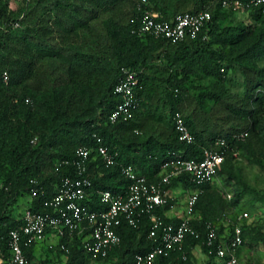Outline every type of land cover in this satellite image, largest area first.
I'll return each instance as SVG.
<instances>
[{
	"label": "trees",
	"instance_id": "1",
	"mask_svg": "<svg viewBox=\"0 0 264 264\" xmlns=\"http://www.w3.org/2000/svg\"><path fill=\"white\" fill-rule=\"evenodd\" d=\"M224 1L236 0H0V258L9 259V232L22 224L24 210L52 212L45 202L66 177L89 178L93 193L86 204L101 209L98 191L128 189L124 166L158 181L165 162L201 160L209 148L225 153L216 176L236 180L235 198L226 199L214 181L197 186L190 175L173 177L165 189L180 185L187 196L200 190L190 221L198 236L188 233L181 248L153 264H200L197 249L206 256L204 264H216L219 241L208 243L210 222L220 236L241 225V258L248 245L264 247V222L248 223L241 218L247 211L231 216L245 193L240 184L250 190L235 172L236 159L243 156L264 170V6L244 8L249 22L235 23L238 10ZM144 9L157 12L160 20L200 11H210L212 18L196 37L172 43L138 31ZM125 69L137 73V106L133 118L112 123L110 114L121 101L114 88ZM235 75L242 78V92L230 89ZM177 112L194 136L192 143L179 139ZM242 133L247 136L237 137ZM99 144L116 154L115 164L106 165L93 151L80 174L77 149ZM257 194L264 206V192ZM25 198L27 206L16 215ZM173 205L170 198L143 213L136 225L123 220L121 243L105 257L86 252L85 234L61 237L57 249L63 264L92 259L132 264L137 253L160 242V232L149 237L152 214L165 223L180 221L167 215ZM36 249L25 247L26 264H34Z\"/></svg>",
	"mask_w": 264,
	"mask_h": 264
},
{
	"label": "built area",
	"instance_id": "2",
	"mask_svg": "<svg viewBox=\"0 0 264 264\" xmlns=\"http://www.w3.org/2000/svg\"><path fill=\"white\" fill-rule=\"evenodd\" d=\"M146 2L147 0H142V3ZM223 4L235 10H243L251 5L264 6V0H251L249 3L237 0L224 1ZM211 18L210 11H200L179 14L171 21L160 20L157 12L144 9L138 31L177 43L187 36L196 37ZM139 87L137 73L125 69L123 77L114 88L121 101L110 114L109 120L112 123L133 118L137 106L136 91ZM174 122L179 139L185 143H192L194 136L180 112L174 115ZM246 136L247 133H242L237 137ZM98 141L100 142L101 139L98 138ZM219 143L226 145L224 140ZM93 151H96L106 165L115 164L116 154L110 152L107 146L99 144L94 150L91 147L81 146L76 152L80 174L87 170V163L91 160ZM225 159V153L214 148L206 149L201 160L172 159L163 164L158 181H151L140 174L133 165H126L122 168V173L129 180L128 189L124 192L98 191L100 203L104 205L101 209H93L86 204V200L93 193L92 181L89 178L66 177L59 191L45 202L47 207L53 209L52 212L42 213L30 208L24 210L22 224L9 232L10 257L8 260L0 258V264H26L28 259L25 247L41 246L42 243L46 244L49 241L57 245L61 237L68 235L73 238L75 233L85 234L84 248L93 258L105 257L112 248L121 243L118 227L123 220L136 225L143 213L168 204L172 198L171 190L165 189L164 186L170 184L173 177L187 174L197 186H202L215 180L218 169ZM199 192L198 189L189 192L186 208L178 223H165L161 217L151 215L152 227L149 237L155 238L160 232V242L146 252L137 253L132 264H153L158 256L167 254L175 247L181 248L188 233L198 236L190 221ZM246 217L248 213L244 212L241 218ZM207 228L209 245L219 241L216 264H241L239 249L244 244L241 225L237 224L231 229H226L222 236L218 234V227L213 222L208 223Z\"/></svg>",
	"mask_w": 264,
	"mask_h": 264
},
{
	"label": "rangeland",
	"instance_id": "3",
	"mask_svg": "<svg viewBox=\"0 0 264 264\" xmlns=\"http://www.w3.org/2000/svg\"><path fill=\"white\" fill-rule=\"evenodd\" d=\"M15 4H13L14 6ZM12 6V7H13ZM234 22H249L248 13L244 10H238L234 16ZM232 91H243L242 78L239 75H235L232 83L230 84ZM235 172L242 179V181L250 188L240 184V188L244 191L240 203L234 207L231 216L235 217L242 211L248 212V223H261L264 222V206L259 201V195L257 193L264 192V170L255 164L250 163L245 157L239 156L235 163ZM236 180L228 178L227 174H220L215 177L213 185L217 187L224 197L228 200H233L239 188ZM171 197L174 199V205L171 210L173 213H178L186 208L187 192L184 191L180 185L171 189ZM28 199L19 200L17 206L14 209L16 215H20L24 208L27 206ZM53 241L48 243H42L41 246H37L34 264H42L41 261L47 258H51L53 264H63L64 258L60 255L57 245L52 244ZM198 261L200 264L206 262V256H204L199 249L196 250ZM242 264H264V247L262 246H246L242 251ZM89 264H115L112 261L104 260H90Z\"/></svg>",
	"mask_w": 264,
	"mask_h": 264
},
{
	"label": "crops",
	"instance_id": "4",
	"mask_svg": "<svg viewBox=\"0 0 264 264\" xmlns=\"http://www.w3.org/2000/svg\"><path fill=\"white\" fill-rule=\"evenodd\" d=\"M183 213H184V210L183 211H179L178 213H175V214L173 213L172 210H169L167 215L169 217H172V218H176V217L178 218V217H181Z\"/></svg>",
	"mask_w": 264,
	"mask_h": 264
}]
</instances>
